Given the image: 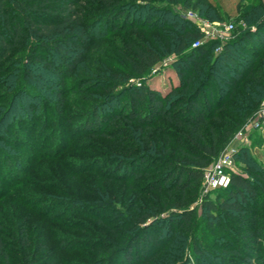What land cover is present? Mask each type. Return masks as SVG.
Returning a JSON list of instances; mask_svg holds the SVG:
<instances>
[{
	"label": "trees",
	"instance_id": "obj_1",
	"mask_svg": "<svg viewBox=\"0 0 264 264\" xmlns=\"http://www.w3.org/2000/svg\"><path fill=\"white\" fill-rule=\"evenodd\" d=\"M181 1L196 11L205 2ZM150 3L0 0V132L17 100L43 79L52 93L32 96L52 105L54 119L42 111L48 128L63 117L66 95L78 93L82 133L110 143L103 157L85 146L69 160L70 140L50 150L46 141L29 142L31 131L12 133L15 146L18 140L34 155L0 149V264H264L263 172H234L227 188L213 191L219 198L205 199L203 216L190 209L206 171L264 99V4L243 16L247 27L212 62L217 41L192 49L201 33L183 20L170 29L167 17H153L170 10ZM170 54L177 87L161 93L133 84ZM40 68L48 79L35 76ZM55 177L63 190L50 196L43 191ZM82 217L100 227L92 237L82 238Z\"/></svg>",
	"mask_w": 264,
	"mask_h": 264
},
{
	"label": "rangeland",
	"instance_id": "obj_2",
	"mask_svg": "<svg viewBox=\"0 0 264 264\" xmlns=\"http://www.w3.org/2000/svg\"><path fill=\"white\" fill-rule=\"evenodd\" d=\"M260 2L264 4V0H205L202 7L197 11L191 9L190 7H187L181 0H179L178 2H170L167 0H151L150 6H152L157 11H160L162 9L166 11L168 9L170 10L171 13L169 14V16L163 15V13L153 14V17H167L169 20L167 27H169L170 29L172 26H181L182 20L187 21L189 22V26H191L190 29L198 30L201 33L202 38L200 39V41L203 42V45L217 41L218 45L211 51V60L213 62V60H215L214 58H217L218 56H220V54H222L221 52H223V50L225 49L224 45L232 40V38L234 37V32L240 27L243 29L247 27L243 21V16L249 12L253 5ZM138 22L141 21L138 20ZM208 24L210 25V29L224 28L227 26H233L234 29L231 33L227 34V37L229 38L228 40L220 42L219 40H214L211 37H208L206 33L202 32L201 27ZM163 30L167 29H162V31ZM115 36H118V34L112 35V37ZM195 43L196 42L192 43V49H195ZM235 52L240 54L242 58H244V56L249 59L253 58V56L248 55L241 48L236 49ZM176 60L177 56L170 54L163 60V63L160 65L159 69L161 74H159L160 72H157L159 69H156V71L152 72L144 81L132 80L133 84H137L139 86L141 83H145L150 88L158 90L161 93L170 92V90L173 87H177L180 82L178 78V71L173 65L175 64ZM257 67L258 66H256V69ZM220 68L226 76H232L230 70L226 71L223 67ZM9 74L12 76H18L19 79V77L22 76L23 72L19 69H12ZM35 76H44L46 79H48L47 77L49 75L46 71L40 68L35 71ZM218 83L219 82H216V84ZM51 87V84L45 83L43 79H40L39 83L33 82L32 85L28 87L29 93H25L17 100L12 117L5 123L3 130L0 132V149H2L3 151H7V153L10 152L16 156H33L34 152L27 151L25 149V146L18 147V145H21L20 141L16 140L18 144L17 146H15L16 144H14L12 141V133L17 132L16 130H20V132L31 131V136L29 135V142H34V140H38L40 141V143L46 141L47 149L54 147L56 148L61 140H63L64 142H68L69 140L72 141V145L74 146L73 149L69 154L64 155V157L68 158L69 160H74V158H71V156H75L76 152H81L82 154V148L85 146L91 148L87 154L91 155L92 157H103V153L101 150L108 146L110 143H108V141L103 138H92L82 133V100L85 98L84 95L78 93L67 94L66 98L69 99L66 104L63 117L57 120V123H55L51 128H48V124L44 121L45 113H42L43 109L47 106H44L43 102L40 99L35 98L32 95H35L34 93H40L47 99L49 93H52ZM5 91L6 88L3 87V85H0V96ZM229 102L230 104L232 103V101ZM5 103L6 100L0 99V117L5 111ZM35 105L38 106V108H34ZM51 108L52 105H49L47 107V109H49L51 113L52 119H54L53 110ZM241 133L243 135H240ZM92 147L94 149H92ZM75 148L77 151H75ZM232 149L236 150V154L234 157V168L231 174H233L234 172L247 174L250 173L249 168L264 173V99L262 100L259 109L248 118V121L237 131L233 139L228 142L227 145L221 150L219 157L225 152ZM78 157V160H82L81 155H78ZM214 162L211 164V166L214 164ZM29 163L30 161L27 159V163L26 161H21L20 166H22V164L25 165ZM47 167H41L42 173H50L51 167ZM102 168L104 169L105 167ZM5 175L6 174L4 173V168L0 166V182H6ZM20 175L21 173H19L18 177ZM43 180L46 183L48 179ZM49 183L50 185L48 189H45L43 192L50 196L60 195V191L63 190L60 184V178L55 177L52 181L50 179ZM213 191L214 190L207 189L205 187L203 177L202 182L199 186L198 196L190 204V209L195 210L196 216L201 217L204 215L203 205L207 197H209L210 200H216V198H219L218 192L216 193ZM21 194L22 192L20 193V195ZM9 217L10 223L12 221L11 213L5 214V218H7V220ZM80 220V226L85 230V232L87 230L86 233H82V238H88L89 236L92 237L93 230L100 229L95 221L83 217ZM78 236L81 235L78 234ZM185 236H187V233H184V235H182L183 240ZM176 240L178 239L176 238ZM204 240L205 241L202 242H204L206 244L205 246L207 247L208 242H211V240ZM174 245L175 242L171 244V246ZM171 246L168 247L167 250H169ZM81 252L82 253L80 254L83 256L86 251ZM82 261L84 262V264L87 263L85 258H82L81 262ZM160 263L166 264L167 262L165 260L161 261Z\"/></svg>",
	"mask_w": 264,
	"mask_h": 264
},
{
	"label": "built area",
	"instance_id": "obj_3",
	"mask_svg": "<svg viewBox=\"0 0 264 264\" xmlns=\"http://www.w3.org/2000/svg\"><path fill=\"white\" fill-rule=\"evenodd\" d=\"M203 27V28H202ZM201 30L203 33H206L208 37H211L214 40H219L223 42L228 40V33H231L234 29L233 26H227L224 28H212L210 25L202 26ZM203 45L202 41H197L194 44V48H198ZM240 135H243L242 133ZM236 150L232 149L225 152L211 166L209 170L206 171L204 175V184L207 189L217 190L225 189L230 184L231 172L234 168V157Z\"/></svg>",
	"mask_w": 264,
	"mask_h": 264
}]
</instances>
